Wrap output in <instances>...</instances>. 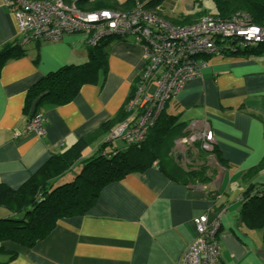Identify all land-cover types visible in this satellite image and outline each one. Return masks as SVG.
<instances>
[{
  "label": "crops",
  "instance_id": "obj_1",
  "mask_svg": "<svg viewBox=\"0 0 264 264\" xmlns=\"http://www.w3.org/2000/svg\"><path fill=\"white\" fill-rule=\"evenodd\" d=\"M198 1L162 0L151 9L178 25L196 22L204 14L222 17L214 0L215 12L199 10ZM116 37L108 43L104 81L101 74L97 83L83 85L71 102L45 106L44 134L27 132L29 88L66 64L85 62L89 48L83 33L21 44L15 14L0 0V48L20 43L26 50L0 64V182L20 188L53 154L98 130L124 105L145 67L146 53L132 35ZM203 58L207 66L167 104L170 113L188 124L187 133L175 141L172 157L110 183L87 213L59 218L31 247L2 242L16 253L12 259L0 257L4 264H178L195 235L193 220L202 213L220 222L218 264H264V231L248 228L241 217L246 188L264 183V169L249 178L246 174L264 158V52ZM192 122L195 129L213 130L220 158L199 142H181L191 133ZM183 169L201 174H179ZM4 209L0 218L10 215Z\"/></svg>",
  "mask_w": 264,
  "mask_h": 264
},
{
  "label": "trees",
  "instance_id": "obj_2",
  "mask_svg": "<svg viewBox=\"0 0 264 264\" xmlns=\"http://www.w3.org/2000/svg\"><path fill=\"white\" fill-rule=\"evenodd\" d=\"M141 1L144 8L151 9L162 0ZM134 2L135 0L115 3L110 0H78L77 6L89 10L99 8L129 10L135 5ZM214 2L217 4L218 15L228 18L238 11L248 12L253 23L264 27V0H214ZM190 23L193 22L186 24ZM113 38L117 37L106 36L96 44L87 42L89 58L85 62L66 64L47 73L32 85L25 98V110L29 112V119L41 113L45 106L71 102L83 85L97 83L101 74L103 82L108 73V43ZM21 44L11 43L1 47L0 64L9 58L25 54L26 50ZM245 52L262 54L264 43L245 48L239 53ZM139 78L140 75L124 105L98 130L77 139L62 153L53 154L20 188L15 189L0 182V206L10 212L9 216L0 218V257L12 259L16 256V253L6 249L2 242L9 240L31 247L54 229L59 218L87 213L96 203L102 190L110 183L123 179L131 172H143L155 164L161 166L172 157L171 151L175 141L187 133L188 124L186 121H180L177 114L168 111L169 100L144 140L140 142L118 140L125 144L122 147L115 142L116 139L99 141L118 124L132 119L129 103ZM94 143L98 145L93 150ZM211 152L220 158L215 148ZM75 164H80L79 170L71 178L59 181L74 168ZM262 169L264 158L246 174L249 178ZM179 174L194 177L200 175L201 170L183 169ZM241 217L248 228L264 231V183L250 184L246 188ZM4 263L0 259V264Z\"/></svg>",
  "mask_w": 264,
  "mask_h": 264
},
{
  "label": "built area",
  "instance_id": "obj_3",
  "mask_svg": "<svg viewBox=\"0 0 264 264\" xmlns=\"http://www.w3.org/2000/svg\"><path fill=\"white\" fill-rule=\"evenodd\" d=\"M92 1V0H90ZM14 12L22 43L59 41L66 34L84 32L89 43L106 36L132 35L143 44L146 64L140 73L129 109L132 119L118 124L108 139L140 142L156 123L167 101L185 82L207 66L205 55L238 53L264 43V27L253 23L248 12L238 11L224 18L212 14L198 21L176 25L168 22L137 0L129 10L110 8L81 9L78 0H4ZM83 33V34H84ZM45 116L28 119L27 132L43 135ZM181 142L200 143L206 151L214 150V132L208 126L195 129ZM195 235L178 264H218L221 248L217 238L219 220L210 221L206 213L194 218Z\"/></svg>",
  "mask_w": 264,
  "mask_h": 264
},
{
  "label": "rangeland",
  "instance_id": "obj_4",
  "mask_svg": "<svg viewBox=\"0 0 264 264\" xmlns=\"http://www.w3.org/2000/svg\"><path fill=\"white\" fill-rule=\"evenodd\" d=\"M137 0H135V2H136ZM141 1V0H140ZM146 1V0H145ZM135 2H134V4H135ZM142 2V1H141ZM197 5H198V7H199V10H204V9H208L209 10V12H215L216 11V9H215V6H214V2L212 1V0H200V1H198L197 2ZM147 9H149V10H151L153 13H156V11H154V9H150V8H147ZM156 10V9H155ZM204 15H206V14H204ZM204 15H202V16H204ZM201 16V17H202ZM200 17V18H201ZM199 18V19H200ZM198 19V20H199ZM78 33H82V32H78ZM84 33V32H83ZM85 34V33H84ZM86 35V34H85ZM155 125V124H154ZM153 125V126H154ZM152 126V127H153ZM151 127V128H152ZM150 128V129H151ZM150 129H149V131H150ZM148 131V132H149ZM116 140H120V139H116ZM117 144L118 143H121V141H115ZM110 148V147H109ZM79 168H80V164H75V166H74V168L71 170V171H69L67 174H66V176L63 178V179H61V180H59V181H63V180H66V179H69V178H71L72 176H73V174H75L78 170H79ZM0 210H5L3 207H0ZM220 259V258H219ZM219 263V262H218Z\"/></svg>",
  "mask_w": 264,
  "mask_h": 264
}]
</instances>
